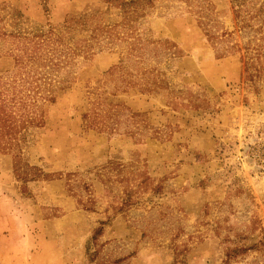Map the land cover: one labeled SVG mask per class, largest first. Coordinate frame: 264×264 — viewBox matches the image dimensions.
<instances>
[{"label": "rangeland", "instance_id": "1", "mask_svg": "<svg viewBox=\"0 0 264 264\" xmlns=\"http://www.w3.org/2000/svg\"><path fill=\"white\" fill-rule=\"evenodd\" d=\"M0 101V264H264V0H0Z\"/></svg>", "mask_w": 264, "mask_h": 264}, {"label": "trees", "instance_id": "2", "mask_svg": "<svg viewBox=\"0 0 264 264\" xmlns=\"http://www.w3.org/2000/svg\"><path fill=\"white\" fill-rule=\"evenodd\" d=\"M17 63L21 62L17 60ZM9 109L10 107L8 105H3L0 101V133H10V131L15 127V122H10L9 120V116H11V113L7 112Z\"/></svg>", "mask_w": 264, "mask_h": 264}]
</instances>
